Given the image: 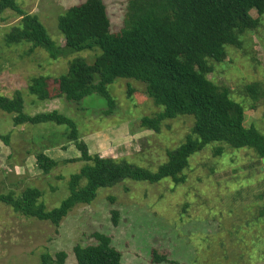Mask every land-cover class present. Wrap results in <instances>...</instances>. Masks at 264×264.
I'll return each instance as SVG.
<instances>
[{
  "label": "rangeland",
  "instance_id": "obj_1",
  "mask_svg": "<svg viewBox=\"0 0 264 264\" xmlns=\"http://www.w3.org/2000/svg\"><path fill=\"white\" fill-rule=\"evenodd\" d=\"M16 1L37 14L51 37L64 44L58 16L85 0ZM105 1L112 31H119L128 0ZM251 14L258 17L255 11ZM20 19L10 9L0 13V93L12 96L20 90L27 113L57 109L77 123L79 139L91 154L126 159L151 170L186 140L194 123L190 115L163 121L160 132L141 127L142 117L156 116L164 107L135 79L118 78L108 85L115 99L109 114L107 100L99 94L77 103L60 96L54 79L68 72L70 60L82 57L92 63L100 50L57 58L42 48L31 51L25 40L6 39ZM242 40V48L228 46L227 58L214 64L209 78L230 88L231 97L246 109L245 125L254 124L264 134V99L254 101L245 92L254 82L264 89V14L258 28L245 32ZM39 77L47 78L46 100L30 91ZM129 88L134 90L131 96ZM12 117L0 110V134H9L8 143L0 139V194L37 187L47 209L59 206L69 194L71 175L85 163L72 161L80 156L75 141L66 136V125H15ZM218 146L211 143L189 158L184 183L169 178L154 184L124 180L99 189L92 203L75 206L59 226L21 215L0 202V264H40L43 253L59 251L67 253L64 264H77L74 246L96 243L94 232L112 238L123 264H264V163L249 148L224 146L225 152L216 155ZM38 153L56 161L48 173L37 165ZM155 253L167 260L155 261Z\"/></svg>",
  "mask_w": 264,
  "mask_h": 264
},
{
  "label": "trees",
  "instance_id": "obj_2",
  "mask_svg": "<svg viewBox=\"0 0 264 264\" xmlns=\"http://www.w3.org/2000/svg\"><path fill=\"white\" fill-rule=\"evenodd\" d=\"M10 9L21 19L6 35L7 41L31 44L45 49L53 58L67 57L84 50L100 51L92 63L78 57L70 60L68 72L54 79L59 95L70 102H80L92 94L106 98L113 111L115 99L108 85L118 78L135 79L145 86V93L164 109L156 116H144L141 127L160 132L163 121L178 115L194 117L186 140L176 149L168 150L167 160L156 170L136 165L126 159L91 154L80 140L77 123L57 109L29 114L20 90L12 96L0 93V110L13 115L15 125L55 123L66 125V136L74 140L80 156L72 161H84L80 171L71 175L68 196L61 204L47 209L41 201L42 190L29 186L19 194L1 193L0 202L26 217L49 221L59 226L69 212L79 204H90L104 187L124 180L151 184L165 178L175 184L186 181L189 158L211 143H219L216 155L224 146L249 148L264 158V134L254 125H245V107L231 97L230 88L209 78L214 64L227 58L228 46L242 48V36L257 29L264 14V0H129L123 25L112 31V20L104 0H85L70 6L58 16V29L64 44L55 41L37 14L26 12L16 0H0V13ZM251 11L258 13L254 17ZM47 78L39 77L30 91L39 99L50 98ZM129 88V95L133 93ZM246 94L254 101L264 99V89L258 82L246 86ZM254 108L255 105L253 104ZM0 139L9 142V134ZM37 165L48 173L56 161L44 153L36 156ZM116 222L118 211H113ZM96 243L73 248L77 264H123L122 253L112 238L94 232ZM155 261L166 256L154 254ZM67 253L45 252L40 264H64Z\"/></svg>",
  "mask_w": 264,
  "mask_h": 264
},
{
  "label": "crops",
  "instance_id": "obj_3",
  "mask_svg": "<svg viewBox=\"0 0 264 264\" xmlns=\"http://www.w3.org/2000/svg\"><path fill=\"white\" fill-rule=\"evenodd\" d=\"M129 1V0H128ZM105 4L107 5L106 1L104 0ZM128 3V2H127ZM78 4V3H77ZM108 5H109V2H108ZM108 5H107V8H108ZM112 6V5H111ZM127 6V5H126ZM109 11V10H108Z\"/></svg>",
  "mask_w": 264,
  "mask_h": 264
},
{
  "label": "water",
  "instance_id": "obj_4",
  "mask_svg": "<svg viewBox=\"0 0 264 264\" xmlns=\"http://www.w3.org/2000/svg\"><path fill=\"white\" fill-rule=\"evenodd\" d=\"M262 161H263V163H264V158H262ZM263 169H264V166H263Z\"/></svg>",
  "mask_w": 264,
  "mask_h": 264
}]
</instances>
